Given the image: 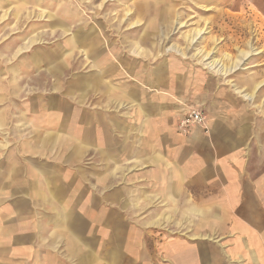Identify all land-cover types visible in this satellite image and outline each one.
<instances>
[{"label":"crops","instance_id":"crops-1","mask_svg":"<svg viewBox=\"0 0 264 264\" xmlns=\"http://www.w3.org/2000/svg\"><path fill=\"white\" fill-rule=\"evenodd\" d=\"M11 6L0 0V17ZM51 12L38 17L50 23ZM67 28L62 47L0 54L14 76L10 89L0 77V106L11 99L22 114L18 100L29 99V116L0 140V264H264V191L242 185L239 168L244 101L186 81L176 59L119 81L104 33ZM77 63L84 74L50 80ZM192 109L205 124L182 132Z\"/></svg>","mask_w":264,"mask_h":264},{"label":"rangeland","instance_id":"rangeland-1","mask_svg":"<svg viewBox=\"0 0 264 264\" xmlns=\"http://www.w3.org/2000/svg\"><path fill=\"white\" fill-rule=\"evenodd\" d=\"M143 1L32 0L29 4L22 3V0H12L13 6L22 11L16 18L11 13V6L8 8L10 11L4 13L3 17L6 18L0 17V54L7 55L10 51L8 47L13 43L25 47L31 46V42H35L36 46L49 44L53 49L62 47L65 41L63 27L70 25L74 31L84 26L89 29L95 27L113 43L111 48L117 58L114 63L120 71L119 81L128 79L133 74V69L135 73L143 69L151 72L157 67L162 68L169 60L176 59L177 67L186 81L205 80L206 85L219 90L228 89L232 96L240 97L244 101L245 105L242 104L241 109L238 108L241 117L247 118L245 133L248 136L239 166L243 176L242 185L248 188L257 186L264 191V86L257 91L254 99L245 97V94L253 92L256 84L264 81V0H149L150 9L144 12V16H138L136 11H141L138 5ZM36 2L39 8L36 7ZM6 8L7 4L4 3L3 9ZM30 9L36 14L30 15ZM43 9L59 12L64 19L52 16L51 12L49 23V19L38 17ZM128 11L133 15L131 19ZM70 14L76 17L69 18ZM138 21H142V28L136 31L131 29L130 27ZM198 31L199 37L191 43V35ZM173 45L181 52H167ZM251 49L261 53L253 55L256 53L254 51L249 57L243 56L244 52H250ZM30 52L24 54L29 55ZM206 54H210L209 60L203 61ZM76 57H81V54L76 52ZM215 60L221 61V65L226 68L236 63L241 64L231 74L224 76L207 65ZM5 61L0 59V77L10 89L14 77L13 63ZM162 63L165 64L160 66ZM86 71L85 65L72 64L62 68V73L58 72L50 80L60 85L64 79L62 76L72 78ZM23 75L22 85L25 93L30 89L31 78L30 74ZM10 100L6 99L0 106L13 107L8 108L6 132H1L3 135L0 134V140L9 136V129L13 126L16 116L18 120L21 118L22 122L29 116L24 108V104L29 102L27 97L18 100L22 114L18 108H14ZM236 105L238 106L237 103ZM11 131L13 137V130Z\"/></svg>","mask_w":264,"mask_h":264},{"label":"bare ground","instance_id":"bare-ground-1","mask_svg":"<svg viewBox=\"0 0 264 264\" xmlns=\"http://www.w3.org/2000/svg\"><path fill=\"white\" fill-rule=\"evenodd\" d=\"M108 2V1H107ZM65 4V3H64ZM93 4V3H92ZM150 1L149 0H144L143 1V3H141V4H139L138 6L140 7V9H141V11H139V12H137L136 11V13L138 14V16H144L145 15V11H148V9H150ZM51 6V5H50ZM17 9V8H16ZM22 9V8H21ZM61 9V8H60ZM65 9V8H64ZM82 9V8H81ZM19 10V9H18ZM85 10V9H84ZM88 11V10H87ZM128 13H129V15H130V18L129 19H131V17L133 16L132 15V13L130 12V11H128ZM131 13V14H130ZM12 15V14H11ZM128 15V16H129ZM63 16V15H62ZM17 18V17H16ZM63 18V17H62ZM68 18V17H67ZM64 19V18H63ZM75 19V18H74ZM9 20V19H8ZM81 20H82V18H81ZM10 21V20H9ZM72 22V21H71ZM103 23V22H102ZM73 24V23H72ZM75 24V23H74ZM155 25V24H154ZM142 26H143V23H142V21H138V22H136L135 24H133L130 28L131 29H135V31L136 30H138L139 28H142ZM25 29V28H24ZM128 30V29H127ZM1 31V30H0ZM195 31V30H194ZM200 34V31H198L196 34H194V35H191V37H190V39H191V43H194V41L196 40V38L197 37H199L198 35ZM202 34V33H201ZM13 37V36H12ZM23 37V36H22ZM27 37V36H26ZM67 37V36H66ZM11 39V38H10ZM25 39V38H24ZM189 39V40H190ZM16 41V40H15ZM36 41V40H35ZM41 41V40H40ZM19 42H20V40H19ZM33 43H35V42H31V44L30 45H32ZM38 43V42H37ZM76 43V42H75ZM4 44V43H3ZM36 44V43H35ZM40 44H42V43H40ZM38 45V44H37ZM33 46V45H32ZM35 46V45H34ZM139 48V47H138ZM177 46L176 45H173V46H171L170 48H168V50H167V52L168 51H176L177 50ZM191 48V47H190ZM112 49V48H111ZM54 50V49H53ZM57 50V49H56ZM55 50V51H56ZM84 50V49H83ZM54 51V52H55ZM87 51V50H86ZM178 52H181V50L180 49H178L177 50ZM254 51L256 52V53H254ZM18 53H20V52H18ZM21 53H23V52H21ZM26 53V52H25ZM86 53V52H85ZM93 53V52H92ZM254 53V54H253ZM261 52H258V51H256V50H252L251 49V51L250 52H244L243 53V56H250L251 54H253V55H258V54H260ZM57 54V53H56ZM71 54H72V52H71ZM110 54V53H109ZM182 55H184L185 56V54L184 53H181ZM73 55V54H72ZM87 55V54H86ZM209 55L210 54H206L205 56H204V58H203V61H206V60H209ZM6 56V55H5ZM28 56V55H27ZM60 56H61V54H60ZM59 56V57H60ZM104 56V55H103ZM102 56V57H103ZM88 57V56H87ZM18 58V57H17ZM20 58V57H19ZM6 59H7V57H6ZM60 59H62V58H60ZM114 59V58H113ZM8 60V59H7ZM70 61V60H69ZM68 62V61H67ZM69 63V62H68ZM97 63V62H96ZM241 64V63H240ZM240 64H238V63H236L235 65H233L232 67H230V68H226V67H224V65H221V61H218V60H215V61H211L210 63H208L207 65L211 68V69H214L216 72H218V73H220V74H224V76L225 75H228V74H231V72H233V70H235V69H237L239 66H240ZM11 65V64H10ZM231 65H232V63H231ZM19 69V68H18ZM101 74V73H100ZM141 74V73H140ZM142 77V76H141ZM264 86V81L263 82H260V83H258V84H256L255 85V87L253 88L254 90H253V92H251V93H248V94H245V97H247L248 99H254L255 97H256V93H257V91H259L260 90V88H262ZM238 92H242V91H238ZM243 93V92H242ZM15 94V93H14ZM101 95V94H100ZM41 96V95H40ZM44 96V95H43ZM46 97H44V99H45ZM106 101V100H105ZM113 104V103H112ZM120 106V105H119ZM30 108V107H29ZM131 110V109H130ZM35 115V114H34ZM5 118V117H4ZM1 120V119H0ZM99 126V125H98ZM168 168V167H167Z\"/></svg>","mask_w":264,"mask_h":264},{"label":"built area","instance_id":"built-area-1","mask_svg":"<svg viewBox=\"0 0 264 264\" xmlns=\"http://www.w3.org/2000/svg\"><path fill=\"white\" fill-rule=\"evenodd\" d=\"M205 124V116L200 109H192L182 116L179 120V129L187 132L193 126H201Z\"/></svg>","mask_w":264,"mask_h":264}]
</instances>
